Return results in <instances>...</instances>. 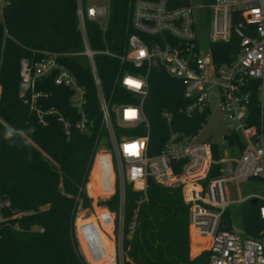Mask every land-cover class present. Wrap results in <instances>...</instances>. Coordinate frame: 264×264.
Instances as JSON below:
<instances>
[{
    "label": "built area",
    "instance_id": "1",
    "mask_svg": "<svg viewBox=\"0 0 264 264\" xmlns=\"http://www.w3.org/2000/svg\"><path fill=\"white\" fill-rule=\"evenodd\" d=\"M10 3L11 0H0L3 27ZM75 4L80 49L66 54L31 50L19 61V97L43 127L55 119L66 136L71 129L81 135L94 131L95 116L87 90L61 59L85 60L95 89L99 121L89 173L96 168L97 196H92L96 197L95 203L88 196L92 201L90 206L82 216L78 210L74 220L76 248L83 262L124 264L127 261L123 249L125 188L131 186L141 193L137 203L140 205L148 201V183L152 181L164 188L181 190L189 208V240L193 234L198 242L196 246L208 253V264H264V194H249L238 201L260 202L258 215L263 226L257 237L221 228L223 213L233 203L227 184L238 189L240 184L255 180L264 189V0H212L197 8L192 5L169 8L168 0H132L128 13L130 34L116 52L110 49L106 38L110 1L89 4L75 0ZM198 8L210 11L206 50L200 48L196 35L194 15ZM89 25L95 26L101 35L96 48L89 35ZM4 34H7L5 28ZM233 38L238 41L235 58L216 63L210 45L228 44ZM96 56L115 59L123 67L114 78V87H120L121 93L114 88L108 95L104 93ZM154 68L180 82L187 100L184 114L192 118L204 113L201 128L209 120L211 102H216L224 112L229 131L224 141L238 153L231 159L227 177L223 170L227 161L213 158L215 147L220 152L217 145L197 140L200 129L189 136L170 131L159 153L150 155V124L143 113L142 101L147 96L148 76ZM49 80L70 92L71 115L66 117L59 108L47 105L50 94L44 89ZM128 80L141 83L140 89L126 83ZM116 98L128 102L116 103ZM135 99L140 102L133 103ZM162 117L170 122L168 113ZM234 136L240 138L241 148ZM230 137L231 145L228 144ZM132 145H136L135 155L127 151ZM213 165H221L220 175L208 178ZM89 182L90 178L86 187ZM114 195L119 201L117 211L99 205L101 200H109ZM10 208L9 200L0 194V209ZM100 210L106 213L109 230L96 219ZM91 218L94 224L89 221ZM78 222L81 223L78 225ZM135 226L133 217L127 239ZM100 235L108 247L103 245Z\"/></svg>",
    "mask_w": 264,
    "mask_h": 264
},
{
    "label": "trees",
    "instance_id": "2",
    "mask_svg": "<svg viewBox=\"0 0 264 264\" xmlns=\"http://www.w3.org/2000/svg\"><path fill=\"white\" fill-rule=\"evenodd\" d=\"M109 1L111 14L106 38L110 49L116 52L130 34L128 13L132 0ZM200 2L209 4L212 0ZM189 5L191 0H168L169 8ZM75 10V0H11L5 11L4 27L0 25V194L11 205L10 209H0V264H85L77 252L74 220L79 208L89 207L92 202L86 186L97 146L95 130L98 133L99 121L95 89L85 60L61 59L87 90L95 116L94 131L81 135L71 129L66 136L55 119L43 127L19 97V61L31 50L66 54L80 49ZM88 30L96 48L101 35L93 25ZM237 48L235 38L228 44L210 45L216 63L233 60ZM95 64L104 93L108 95L113 88L121 93L120 87H114L115 76L124 70L120 63L96 56ZM44 90L50 94L47 105L69 116L70 92L55 86L51 80L46 82ZM114 101L128 102L124 98ZM186 106L180 82L161 69H152L148 93L142 101L143 113L150 124V155L159 153L170 131L189 136L201 129L204 113L188 118L184 114ZM163 113L170 115L169 123L163 119ZM7 132L11 137L6 138ZM233 139L241 148L240 138ZM228 144H232L231 137ZM213 158H220L216 147ZM220 169L221 165H213L208 178L220 175ZM96 179L94 168L88 186L92 196L97 194ZM140 199L141 193L126 186L123 249L127 261L124 264H208L207 252L190 259L189 208L180 189L164 188L149 181L148 201L138 205ZM118 202V196L114 195L99 205L117 211ZM259 207L260 202L252 206L249 200L237 208L228 207L221 228L231 230L237 215L236 225L242 234L257 237L263 226ZM98 213L104 216L100 219L102 227L107 228L106 213L102 210ZM133 217L136 226L127 239ZM89 221L94 222L92 218ZM100 239L104 246L108 245L101 235Z\"/></svg>",
    "mask_w": 264,
    "mask_h": 264
},
{
    "label": "rangeland",
    "instance_id": "3",
    "mask_svg": "<svg viewBox=\"0 0 264 264\" xmlns=\"http://www.w3.org/2000/svg\"><path fill=\"white\" fill-rule=\"evenodd\" d=\"M85 1L89 4H98V3H102L104 0H85ZM200 4H201L200 0H191V5L194 8H197ZM194 17L196 20V35L200 41V48L202 50H206L208 37H209V30H210V11L200 9V8L195 9ZM209 110H210L209 120L207 121L206 125L200 129L197 140L199 142H209V143H214L215 145H217L220 151L219 152L220 158H223L227 161L225 164H223V170L225 171L224 175L227 177L228 176L227 171L230 170V165L232 164L231 159L236 158V156H238V153L235 151V149L227 147L226 142L224 141V137L228 136L229 134L228 128L226 127L224 112L221 110L220 107H217L216 102L210 103ZM91 175H89L88 180L89 178L91 179ZM95 186L97 187V182H95ZM226 188L230 194V200L233 201V203L229 205L230 208H237L239 205L245 204L246 200L243 202H238V201L239 199H244L249 194H256L259 196H262L264 194L262 183L259 181H255V180H251L249 182L240 184L238 186V189L232 187L230 184H227ZM131 189L133 190L132 187ZM86 193L88 196L92 198L94 202L96 197L95 199L94 197H92V195L90 194L88 190V187H86ZM93 196H97V194ZM102 201L103 200H101V202ZM104 201H107L106 198H104ZM86 208H83V209L79 208L80 216H82V214H85V211H87ZM91 212H93V210H91ZM101 218L103 219L104 216L102 217L98 213L96 216V219H98V221L100 222L102 226V222L100 220ZM233 222L234 223L232 224L231 229L235 230L236 232L242 233L240 228H238V226L236 225V224H239V218L237 215H235ZM103 228L109 230V227L107 228L103 227ZM197 243H198L197 240H195L192 234L190 238V259H194L197 257V255H200L201 253L206 252L205 250H200L198 246H196ZM105 247H108V245Z\"/></svg>",
    "mask_w": 264,
    "mask_h": 264
},
{
    "label": "clouds",
    "instance_id": "4",
    "mask_svg": "<svg viewBox=\"0 0 264 264\" xmlns=\"http://www.w3.org/2000/svg\"><path fill=\"white\" fill-rule=\"evenodd\" d=\"M129 81H132V80H128V81H126V83L129 84ZM132 82H134V81H132ZM131 85H132L134 88H136V89H140V87H141V83H138V82H134V83L131 84ZM8 137H11V133H10V132H7V133H6V138H8ZM142 146H143V145H141V147H142ZM127 151H128L129 153L135 155L136 152H137L136 145H132L131 147H129V148L127 149Z\"/></svg>",
    "mask_w": 264,
    "mask_h": 264
},
{
    "label": "water",
    "instance_id": "5",
    "mask_svg": "<svg viewBox=\"0 0 264 264\" xmlns=\"http://www.w3.org/2000/svg\"><path fill=\"white\" fill-rule=\"evenodd\" d=\"M224 140H227V136L224 137ZM250 202H251V205L254 206L256 204L257 200L253 199Z\"/></svg>",
    "mask_w": 264,
    "mask_h": 264
},
{
    "label": "snow or ice",
    "instance_id": "6",
    "mask_svg": "<svg viewBox=\"0 0 264 264\" xmlns=\"http://www.w3.org/2000/svg\"><path fill=\"white\" fill-rule=\"evenodd\" d=\"M134 82H132V81H129V84H133ZM131 147V146H130Z\"/></svg>",
    "mask_w": 264,
    "mask_h": 264
}]
</instances>
